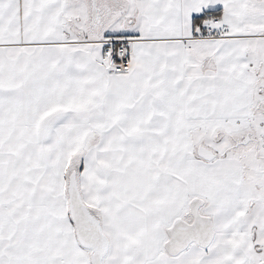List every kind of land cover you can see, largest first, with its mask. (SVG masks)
Segmentation results:
<instances>
[{"label": "snow or ice", "instance_id": "6c2138e0", "mask_svg": "<svg viewBox=\"0 0 264 264\" xmlns=\"http://www.w3.org/2000/svg\"><path fill=\"white\" fill-rule=\"evenodd\" d=\"M0 264H264V0H0Z\"/></svg>", "mask_w": 264, "mask_h": 264}]
</instances>
